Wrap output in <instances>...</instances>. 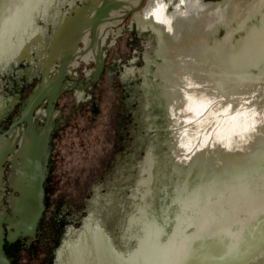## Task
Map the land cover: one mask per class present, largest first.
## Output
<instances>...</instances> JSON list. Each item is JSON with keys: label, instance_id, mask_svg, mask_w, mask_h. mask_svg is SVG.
<instances>
[{"label": "rangeland", "instance_id": "rangeland-1", "mask_svg": "<svg viewBox=\"0 0 264 264\" xmlns=\"http://www.w3.org/2000/svg\"><path fill=\"white\" fill-rule=\"evenodd\" d=\"M25 1L0 0V24L14 16ZM40 1L36 15L32 21L27 19L25 27L29 34L37 23L42 28L43 54L39 55L41 50L35 47L34 62L12 61L0 66V117H5L2 127L8 126L10 117L18 112L32 78L36 81L42 74L38 62L46 60L58 22L63 18L66 21L79 7H93L92 1L87 0ZM117 5L113 8L116 16L103 29L93 56L89 60L78 59L76 72L69 71L81 82L95 81L88 88L68 89L59 99L55 112L60 122L54 138V201L32 247L7 246L17 264L54 263V250L59 252L62 241L69 238L65 236L67 228H73L71 237L75 239L91 214L110 233L118 249L128 251L141 235L143 209L154 219L155 226L164 225L166 235L171 231L178 211L174 202L176 190L185 181L191 187L217 175L218 179L228 180L235 170L253 181L264 173V149L245 159L238 168L220 166L218 173L211 171L203 177L199 176L196 163L178 158L184 145L189 107L196 101L193 94L198 85L190 84L192 71L213 54L221 59L244 61L247 65L242 67L247 72L260 73L264 62V0H144L130 12L128 9L133 6ZM212 27L208 37L201 34L203 29ZM18 30L19 26L14 33ZM158 32L162 33V44ZM16 38L17 34L9 41L14 43ZM58 64L59 59L51 64L50 75ZM204 85H208L207 80ZM245 96L247 110L262 112L264 80L251 85ZM81 101L85 102L82 107L78 105ZM173 119L178 124L174 129ZM25 135L19 129V154ZM258 135H264V121L255 125L250 138ZM200 141L204 153L206 141ZM209 147L212 152L217 148L213 141ZM16 155L17 150L10 158L14 164ZM6 192L10 196L11 188ZM261 212L250 224L255 233L246 230L248 245H236L228 258L222 259L223 263L264 264ZM131 218L133 223L129 224ZM150 240L144 242L147 248ZM218 241L211 242L214 254L220 252L222 242ZM142 248L143 245L132 264H143ZM210 264H215V259Z\"/></svg>", "mask_w": 264, "mask_h": 264}, {"label": "bare ground", "instance_id": "bare-ground-1", "mask_svg": "<svg viewBox=\"0 0 264 264\" xmlns=\"http://www.w3.org/2000/svg\"><path fill=\"white\" fill-rule=\"evenodd\" d=\"M40 5V0H27L20 4L19 10L14 16L1 21L0 61H3L4 51L12 43L9 38L15 35L14 30L32 9L38 8ZM226 9L227 7L224 10L225 13ZM222 18L224 19V17ZM86 21L88 20L83 16L77 19L72 18L75 25H81L78 34H83L82 29L85 28ZM213 30L214 27L203 29L201 34L206 33L208 37ZM158 33L162 44L164 41L162 33ZM73 38L68 43L71 47L78 46V40ZM67 46L69 47V45ZM235 57L238 58L237 55ZM245 64L246 62L241 60L221 59L211 54L209 60L192 71L190 84L194 82L198 85L195 89L193 88L195 92L193 100L196 99V101L193 107H189L184 145L178 153H182L183 160L190 161V164L196 163L200 177L211 171L216 173L220 166L238 168L245 159L255 156L264 149V135H258L254 139L250 138L255 125L260 126L264 121V109L262 108L260 113H255L252 110H247L245 105L246 90L251 85L264 80V62L258 75L247 72L242 67ZM204 80H207L208 85H204ZM173 123L174 129L178 124L174 119ZM200 140L206 141L204 153H201ZM212 141L217 146L213 152L209 147V143ZM190 171L192 172L193 168ZM174 202L178 207L174 218L182 220L177 233L174 232L175 219L171 231L166 235L164 225L160 223L155 226L154 219L148 216L145 209H141L142 232L137 239V249H134V252L132 250L119 251L122 256L132 254L127 264H132L133 257L142 245L145 253L143 264H210L213 259H215V264H225L222 259L228 258L236 245L241 247L247 244L246 230H250V224L258 219L261 211L264 212V173L253 181L247 180L246 176L238 170H235L232 178L228 180L218 179L217 175L215 179L208 182L203 181L191 187L189 182L185 181L181 187L177 188ZM90 222L89 225L95 224L93 219ZM130 222L133 223L132 218L129 224ZM88 229L84 231L82 239V244L85 247V235L89 232ZM250 232L253 233L254 230H250ZM149 238L151 240L147 248L144 242ZM218 240L222 242L220 252L214 254L211 242H219ZM64 245L66 247L63 248L61 256L64 264H80L79 254L71 255V259L66 257V252L71 247L72 241H65ZM113 254L109 251V258L106 255L107 263L103 262L100 257L101 264H123L121 259L119 261V257ZM58 255H61V252H58ZM85 262V264L100 263L99 260L91 261V259L87 263V257Z\"/></svg>", "mask_w": 264, "mask_h": 264}, {"label": "flooded vegetation", "instance_id": "flooded-vegetation-1", "mask_svg": "<svg viewBox=\"0 0 264 264\" xmlns=\"http://www.w3.org/2000/svg\"><path fill=\"white\" fill-rule=\"evenodd\" d=\"M50 1V0H48ZM93 3V7H89L87 5H85L84 7H79L75 10L74 14H72L66 21L65 19H61L58 22V28L56 29V33L55 36L53 37L51 46L49 45L48 50H49V54L45 53V59L42 62H38L40 64V67L43 69L42 74L40 75V77L38 78V80L35 78H32V85L29 88V91L26 93V95H24L25 100L21 101L20 104L18 105V112L10 117V122L8 123V126L5 127V125L2 127V123L5 120L4 118L0 117V134L5 133L10 125L14 122H17V125L14 127V129L12 130L10 135H6V137H16L15 139V144L16 147L14 148L13 152L9 155L7 162L5 163V175H4V187L5 190L3 191V208L6 210L7 213H10L11 209H12V191H13V179L17 176V171L16 169H14V163H12V160H10V158L12 157V155L14 154V151L17 150V165H18V171H19V129L23 130L24 133H27V125L28 123L25 121L24 123H19V119L21 118V111L24 109V107L27 104V100L29 98V96L34 93L35 91H37L40 86H41V82L43 80V78H45V80H48L49 77H56L59 72H60V64H61V59H59V64L57 69L55 70V72L53 73V75H50V70L48 71V74L46 75V65L48 64L47 61L49 60V57L53 56L55 54L54 57H59L61 55L62 49L66 50L69 49L70 47H68L66 44L71 40L70 38L74 37L73 39L78 40L79 45L78 46H74L75 49H77L78 51L81 50V52L84 51V48L86 45H88V43L91 41L92 37H93V33L91 31V26H92V18L95 14L96 11V6L98 5L99 0H87V2H91ZM140 2V0H116V2H120L119 5L123 6L126 4L131 5V6H137L138 3ZM40 7V6H39ZM38 7V8H39ZM38 8H34L32 9V11L29 12V14L22 20V22L19 24V30L15 33L17 34V38L16 41H14V43H11V45L9 47H7L5 49V55H3V61H0V66L3 64H8L12 61H16V62H22V61H26L28 63L34 62V56H33V50L35 47H37V49L41 50V54H43L42 49H41V45L43 44V31L42 28L38 25V23L36 24L35 28H33V32L29 34L28 30L26 29V21L27 19H31L36 15V11L38 10ZM117 13L116 9H112L110 12V16L115 17ZM84 17V19L88 20L86 21L85 28L82 29L83 34H78L79 31V25H75L72 22V18H79V17ZM111 19V20H112ZM111 20H107L104 21L102 23V25L99 27V35L98 38L96 39V46L98 44H100V35L102 34L103 29L109 25L112 21ZM72 32H75V35L73 36H67L68 34H71ZM28 35V38H25V36ZM67 42V43H65ZM80 43H83L84 46L81 47ZM13 45V46H12ZM59 46L60 48L58 50H56L54 53L51 54V49L54 47V49ZM96 46L90 50L88 53L84 52L81 55H78L75 60H72L71 63H69V65L66 68V71L64 73V80L62 82V92L60 94V96L58 97L57 101L54 103V108L50 114V117H48V102L50 101V96H48L47 98L44 99L43 103H41L34 111V121L36 123V129L38 131V134L40 136L43 135V132L39 131V128L41 126L40 129L45 130L47 123L48 126H53V130L51 131V140H50V148L49 151H51V155L49 158V174H48V178H51V181L49 183V191L47 192V204H46V211L44 213V216L38 226V232L36 235V238L31 242V244L38 239V237L41 234V228H42V223L44 221L46 212L50 210L51 205L53 204L54 201V182H53V173H54V168H55V144H54V138L56 137L57 134V130H58V126L57 123L60 122V116H55V112L58 110V102L59 99L62 97V95L65 93L66 90L68 89H77L81 87L83 88H88L90 87L93 83H94V79L93 80H89L88 82L84 83L81 82L79 79L75 78L74 76H71V74L69 73V71L71 69H74L73 72H76V66L78 64V59H82V60H89L90 57L93 56V54L95 53V49ZM11 47V48H10ZM87 53V54H86ZM47 56V57H46ZM43 57V55H42ZM56 59V60H58ZM45 61V62H44ZM38 64V65H39ZM36 65V66H38ZM50 68V67H49ZM79 91V90H77ZM85 102L81 101L78 102V105L82 107V105H84ZM5 124V123H4ZM17 131V134H15L14 132ZM178 155V154H177ZM178 158L183 160L182 158V153H180L178 155ZM7 188H11V192H10V196L6 195V189ZM7 203V205H6ZM9 207V208H8ZM6 208H8L9 210H7ZM68 216V215H66ZM94 221L95 224L93 225H89L91 224L90 220ZM86 224L83 225L82 229L79 231L77 237L75 239H73L71 237L72 232H73V228H67L69 234L66 233V237H69L68 239H66L65 241L71 240L72 241V245L69 248V250L66 252L67 253V258L71 259L70 256L74 255L76 256V254H79L80 256V264H85V259L87 257V263L91 261H96L99 260L100 262V257L103 259V262L107 263V259L109 258V251H111V253H114L113 255L119 257V261L121 259V262H123V264H127L128 263V259L132 254H125V255H121L120 252H126L124 250L118 249V247L115 245L112 236L110 235V233L106 230V228L100 223V221H98L95 218L94 214H91L88 219H86ZM68 226V225H67ZM6 228V233H7V225H5ZM89 228V229H88ZM88 229L89 232L86 233L87 235H85V242H86V247L82 244V239L84 238V231ZM20 239H24L26 241H28V237L26 238H18L15 242L10 243L8 241H6L5 243V251L7 253V255L12 258L13 263L15 264V260H14V256L10 255L7 251V246H12V245H17L19 244V240ZM65 241H62L63 244ZM62 244V245H63ZM137 244L134 248L128 250V251H133L134 249H137ZM120 251V252H119ZM132 253V252H131ZM54 254V263L52 262V264H55L56 262V258L58 256V251L54 250L53 252ZM106 255H108V258L106 257ZM129 255V256H128ZM118 261V262H119ZM98 262V263H99ZM97 263V262H96ZM101 264V262L99 263Z\"/></svg>", "mask_w": 264, "mask_h": 264}, {"label": "water", "instance_id": "water-1", "mask_svg": "<svg viewBox=\"0 0 264 264\" xmlns=\"http://www.w3.org/2000/svg\"><path fill=\"white\" fill-rule=\"evenodd\" d=\"M144 0H140L139 4L135 8L128 9V12L141 6ZM118 7L116 0H102L99 7L96 9L95 14L92 18L91 31L93 37L88 45L85 46L84 51L75 49L68 43L69 49L63 50L59 57H54L55 54L49 57L46 65V75L48 74L49 67L56 59H61L60 72L56 77H49L48 80L43 78L40 88L32 93L24 109L21 111V118L19 123H28L27 133L25 135V144L20 149L19 158L21 164H14L17 176L13 179V191L11 200L13 202L10 213H7L3 208V191L4 187V175H5V163L8 160L9 155L13 152L16 147V137H6L10 135L17 122L10 125L9 129L0 134V264H14L12 258H10L5 251L6 241L13 243L18 238L28 237V244L36 238L38 232V226L46 211V188L45 182L49 174V158L51 155L50 140L51 131L53 126H47L40 136L36 129V123L34 121L35 109L43 103L44 99L50 96L48 102V117L54 108V103L57 101L62 90V82L64 80V73L67 66L72 60L78 55L88 52L96 44L98 27L103 21L112 19L110 16V10ZM75 32L68 34L67 36H73ZM72 39V37L70 38ZM67 43V42H65ZM60 47L57 46L51 49V54L58 50ZM176 225L174 232L177 233L179 227L182 224L180 218H175ZM5 225H7V233ZM174 236V235H173ZM172 236V237H173ZM171 237V239H173ZM65 245H62V249L59 250L61 255L57 256L55 264H64L61 259L62 251L65 249ZM64 248V249H63Z\"/></svg>", "mask_w": 264, "mask_h": 264}, {"label": "trees", "instance_id": "trees-1", "mask_svg": "<svg viewBox=\"0 0 264 264\" xmlns=\"http://www.w3.org/2000/svg\"><path fill=\"white\" fill-rule=\"evenodd\" d=\"M50 181H51V178H48L47 180H46V182H45V188H46V198H45V201H46V204H47V192L49 191V183H50ZM48 212V211H47ZM38 239H39V237H38ZM37 239V240H38ZM37 240H35L32 244H28V242L26 241V240H24V239H20L19 240V244H25L27 247H32L33 246V244L37 241ZM19 244H17V245H19ZM15 264H17L16 262H15Z\"/></svg>", "mask_w": 264, "mask_h": 264}]
</instances>
